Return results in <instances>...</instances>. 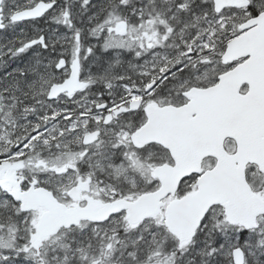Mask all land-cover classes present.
Instances as JSON below:
<instances>
[{"label": "snow or ice", "instance_id": "obj_1", "mask_svg": "<svg viewBox=\"0 0 264 264\" xmlns=\"http://www.w3.org/2000/svg\"><path fill=\"white\" fill-rule=\"evenodd\" d=\"M0 264H264V0H0Z\"/></svg>", "mask_w": 264, "mask_h": 264}]
</instances>
